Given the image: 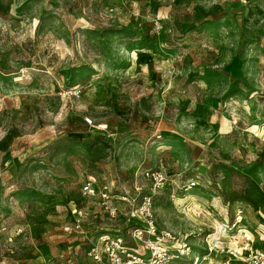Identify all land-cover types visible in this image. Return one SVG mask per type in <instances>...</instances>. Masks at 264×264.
Returning a JSON list of instances; mask_svg holds the SVG:
<instances>
[{
  "label": "rangeland",
  "instance_id": "obj_1",
  "mask_svg": "<svg viewBox=\"0 0 264 264\" xmlns=\"http://www.w3.org/2000/svg\"><path fill=\"white\" fill-rule=\"evenodd\" d=\"M145 171L161 230L264 211V0H0V264H95L124 221L81 184L147 192Z\"/></svg>",
  "mask_w": 264,
  "mask_h": 264
},
{
  "label": "built area",
  "instance_id": "obj_2",
  "mask_svg": "<svg viewBox=\"0 0 264 264\" xmlns=\"http://www.w3.org/2000/svg\"><path fill=\"white\" fill-rule=\"evenodd\" d=\"M83 121L87 125H92L89 118ZM143 180L148 184V191L143 192V186L134 184V194H129L123 187L120 194H110L109 189L100 188L92 177H86L81 184L80 193L83 197L96 200L110 220L121 218L124 221L122 227L105 229L89 245L86 257L93 263L264 264V211L262 209L253 212L256 222L251 226L247 216L248 205H242V202L247 203V200L240 198L242 200L237 202L231 201L227 205H232V214L226 217L220 215L211 232L195 240L193 235L197 234L187 235L170 229H159L154 214V197L168 187V180L162 173L152 171H145ZM183 185L178 190L187 192L196 188L198 182L186 181ZM170 200L175 202L180 199L173 194L170 195ZM72 215L73 222L65 226L63 230L77 233L87 214L74 209ZM200 215L198 212L197 217ZM192 238L202 243L204 249L201 255H196L190 260L194 248L189 243Z\"/></svg>",
  "mask_w": 264,
  "mask_h": 264
},
{
  "label": "crops",
  "instance_id": "obj_3",
  "mask_svg": "<svg viewBox=\"0 0 264 264\" xmlns=\"http://www.w3.org/2000/svg\"><path fill=\"white\" fill-rule=\"evenodd\" d=\"M237 196H238V197H242V196H243V197H248V198H250L249 196H246V195H242V196H241V195H237ZM159 229H160V228H159Z\"/></svg>",
  "mask_w": 264,
  "mask_h": 264
},
{
  "label": "trees",
  "instance_id": "obj_4",
  "mask_svg": "<svg viewBox=\"0 0 264 264\" xmlns=\"http://www.w3.org/2000/svg\"><path fill=\"white\" fill-rule=\"evenodd\" d=\"M243 195H246V194H243ZM246 196H248V195H246ZM250 197V196H249Z\"/></svg>",
  "mask_w": 264,
  "mask_h": 264
}]
</instances>
